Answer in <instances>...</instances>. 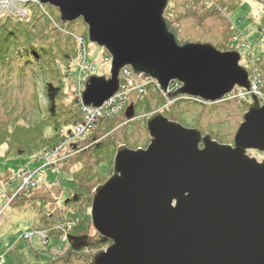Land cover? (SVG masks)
Returning <instances> with one entry per match:
<instances>
[{"label":"water","instance_id":"water-1","mask_svg":"<svg viewBox=\"0 0 264 264\" xmlns=\"http://www.w3.org/2000/svg\"><path fill=\"white\" fill-rule=\"evenodd\" d=\"M36 1L56 8L61 24L81 18L89 42L110 56L109 78H85L84 108L117 94L125 67L156 82L170 103L250 91L238 51L179 39L164 15L169 0ZM171 82L180 87L169 91ZM250 100L232 145L160 111L147 117L146 148L119 146L111 176L91 192V226L110 241L91 264H264V160L247 154L264 152V104ZM124 115L134 118L133 104Z\"/></svg>","mask_w":264,"mask_h":264},{"label":"rangeland","instance_id":"rangeland-1","mask_svg":"<svg viewBox=\"0 0 264 264\" xmlns=\"http://www.w3.org/2000/svg\"><path fill=\"white\" fill-rule=\"evenodd\" d=\"M35 2L20 4L27 12L23 19L12 14L15 12L0 8V87L4 88L6 83L9 86L0 95L5 99L4 109H0V254L4 257L0 264H91L93 256L108 246L86 250L82 255L70 253L65 262L67 243L50 239L47 244L43 239L40 242L34 238L33 249L31 240L23 235L40 229L47 212L71 221L73 235L91 226L90 217L75 212V203L65 204V201L73 195H89L91 205V192L112 174L116 149L121 145L129 149L146 148L149 143L147 117L160 111L168 118L166 112L170 107L163 109L167 102L164 95L155 82L144 79L142 82L150 84L145 87L143 99L134 92L129 94L128 104L133 103L136 119L125 121L121 113L98 123L89 139L77 146L79 153L74 154L75 150L66 154L68 145L63 146L61 155L57 153L59 160L70 157L61 171L42 168L47 155L44 152L50 154L52 146L63 143V136L68 135L67 129L72 126L70 123L80 114L74 106L73 92L82 89L89 75L109 78L110 56L105 49L89 42L87 26L81 18L61 24L56 8ZM164 15L179 26L181 40L210 43L221 51H238L239 63L249 76L253 70L262 76L258 82L261 94L256 96L264 104V0H169ZM83 58L89 67L83 65ZM9 69L16 72L7 75ZM49 78L62 87L53 116L46 109L44 95V83ZM21 84L24 87L19 90L17 85ZM240 92L248 91L234 88L230 99L227 95L216 103L190 104L189 100L180 103L176 109L187 123L182 125L198 128L218 143L232 145L251 101L250 95L242 101ZM110 131L112 134L107 136ZM92 138L97 139L95 143ZM43 153L44 157L40 158ZM247 154L258 162L264 160V152L249 150ZM26 167L41 168L34 174L38 185L32 194L9 202L19 183L17 175ZM81 205L87 211L85 199ZM61 208L66 210L63 214L58 212ZM89 230L92 235L96 233L92 227ZM9 242H14L15 248L8 249ZM53 249L61 254L53 255Z\"/></svg>","mask_w":264,"mask_h":264},{"label":"trees","instance_id":"trees-1","mask_svg":"<svg viewBox=\"0 0 264 264\" xmlns=\"http://www.w3.org/2000/svg\"><path fill=\"white\" fill-rule=\"evenodd\" d=\"M29 17V15L27 16ZM22 19L23 18H26V17H21ZM231 39V37H230ZM229 49H232V47H230ZM88 65V64H87ZM86 65V66H87ZM12 72H16L14 69H9V71L7 70V75H11ZM58 82V81H57ZM59 83V82H58ZM24 84V82H23ZM23 84L21 85H17L18 89L19 90H22L23 89ZM35 86H37L36 82L33 84V87H32V90L35 92ZM44 95H45V99L47 100V111L50 112L53 116L55 115V108H56V101H57V98L59 96V94L61 93V90H62V87L61 85H55L53 84L52 80H50V78L47 80V82L44 83ZM9 88L8 86V83H6L5 87L4 88H1L0 87V95ZM3 90V91H2ZM81 91V89H80ZM80 91L78 90L76 93L73 92L74 94V106L75 107H78L79 109V115L76 117V119H74L70 124H72V126L67 129V133L68 135L67 136H63V143L61 144H57V145H54L52 146V152H50V154H48L47 151H45L44 153L48 155L49 157V160L50 161H54L53 162V165L50 166V168H48L49 170H55L57 169L58 171H61V168H62V165H64V163H66L70 157L68 156H65L63 160H59L58 157H57V153L58 154H61L62 152V148L64 145H68V151H64L65 153L66 152H75V150H77V146L79 144H81L80 142H85L89 139V136H91L95 131H96V125L100 122H104V121H107V120H110L112 118H101L99 121H97V123H95L94 127L88 131H86L82 136H77L75 139H74V127L79 124V123H82L83 122V112H82V105H81V102H80ZM133 93V92H132ZM135 93V92H134ZM35 95V93H34ZM33 95V96H34ZM36 97V95H35ZM182 99V100H181ZM187 100L189 99H185L184 97H181V98H178L177 100H175L173 103H170L167 105V102H165V104L163 105V109H165L166 107H170L169 108V112L167 111L166 114L168 115V119L172 120V121H176L178 123H180L182 125V123H185V120L183 118V115L181 114V112L178 111V109H176V106L177 108H179V104L180 103H183V102H187ZM5 99H1L0 98V109L3 108V105L5 104ZM190 104H193V102L195 101H192V100H189ZM192 101V102H191ZM243 101V99H242ZM241 102V101H240ZM199 103V102H198ZM196 104V103H194ZM203 104V103H202ZM125 109L126 107L124 108V110L121 112V113H125ZM162 109V110H163ZM176 109V110H175ZM120 113V114H121ZM135 113V112H134ZM119 115V114H118ZM117 115V116H118ZM135 116V115H134ZM116 117V116H115ZM166 117V116H165ZM136 119V118H135ZM127 121V120H125ZM69 124V125H70ZM86 134H89L84 140H83V137L86 135ZM111 131L109 133H107L106 135L109 136L111 135ZM93 139V138H92ZM96 138L93 139V142L95 143L96 142ZM101 145V143L99 144H95V146H99ZM78 153L80 152L79 150H77ZM44 153L42 154V157H44ZM55 154V155H54ZM67 154V153H66ZM63 162V163H62ZM47 169V170H48ZM38 171L40 172L41 168H36L32 171ZM22 171V170H21ZM56 173V172H55ZM33 192V189H31L30 191L26 192V194H32ZM14 193H12L13 195ZM11 195V196H12ZM25 195L24 193L22 194V196ZM88 196L87 197H81L79 195H73L70 199H67L65 201V204H68V203H75V212H79L81 213L82 215H87L88 217L89 216V212H90V203L88 202ZM18 197H21L20 195ZM16 197V198H18ZM85 199L86 200V203L88 205L87 207V211L83 210V206L81 205L82 204V200ZM81 207V208H80ZM81 209V210H80ZM59 210V209H58ZM66 211V210H65ZM48 216H46L45 218H52L51 217V213H47ZM67 219L63 218L62 221L60 219V221H58L57 223H55L56 225L60 224L61 222H65ZM52 219H50V223L52 224ZM69 221V220H67ZM66 221V223H67ZM71 222V221H69ZM66 223H63V226L66 224ZM72 223V222H71ZM54 224V226H55ZM90 227L92 226H88L86 229H83L79 232V234H76V235H73V234H70L68 233L67 235V250H66V258L63 257V259H66L65 262H67V258H70L71 254L72 253L74 256L76 255H82V253L86 250H89V249H92V248H95V247H98L100 249V247H107L109 244H110V241L104 239L103 237L99 236L97 233L95 234H91L90 233ZM72 228V227H71ZM93 229V228H92ZM94 230V229H93ZM96 238V239H95ZM68 254V255H67ZM62 259V260H63ZM38 264V263H36ZM48 264H56L55 262H51V263H48Z\"/></svg>","mask_w":264,"mask_h":264},{"label":"built area","instance_id":"built-area-1","mask_svg":"<svg viewBox=\"0 0 264 264\" xmlns=\"http://www.w3.org/2000/svg\"><path fill=\"white\" fill-rule=\"evenodd\" d=\"M24 0H1L0 1V8L4 9L7 12H15L12 14H17L19 17H25L27 12L22 9L20 6L21 3H25ZM37 3V2H35ZM83 41L79 40V45L82 46ZM83 56L85 53L82 51ZM85 59L83 58V61ZM108 61V58L105 59ZM84 66L87 65V63L84 61ZM89 67V65H87ZM120 86L119 91L117 94H115L113 97L108 99L106 102L103 103V105L100 108L92 109V108H84L82 107L83 112V122L77 124L74 127V139L77 136H82L86 131L92 129L101 118H112L120 114L124 108L126 107L128 100H129V94L132 92H135L136 95L141 99L143 97V94L145 93V86L147 83L142 82L141 75H135L133 71L129 67H125L121 69L120 71ZM250 79V91L246 93L240 92V99H244L248 97L251 93L255 95H260L258 89V82L262 81V76L258 73L256 74V71H252L251 76H249ZM180 84L176 82H172L169 86L170 91L176 90ZM80 91V90H79ZM257 95V96H258ZM246 96V97H245ZM230 99V94H228V98ZM198 102H201L200 100H196ZM54 161H50L48 155H45L44 157V164L42 168H50V166L53 165ZM38 172L30 170L28 167L23 169L18 175L17 179L19 181L16 190L12 197L9 199V202H12L16 197L19 195H22L23 193H26L33 189L36 186V182L34 180V174ZM2 217V211H0V219ZM70 227V224H65L61 228H59L62 233V241L66 240V229ZM34 235L40 236L44 241H46V236L43 232H33V233H26L24 234L25 239H32Z\"/></svg>","mask_w":264,"mask_h":264},{"label":"crops","instance_id":"crops-1","mask_svg":"<svg viewBox=\"0 0 264 264\" xmlns=\"http://www.w3.org/2000/svg\"><path fill=\"white\" fill-rule=\"evenodd\" d=\"M76 153H78L77 151L74 153V154H76ZM61 155V154H60ZM38 185V184H37ZM29 195V194H28ZM57 201H58V205H60V199L58 198L57 199ZM58 212H62V214H63V212H65V210L64 209H59L58 210ZM48 213V212H47ZM46 213V214H47ZM61 214V215H62ZM52 218H50V219H52V224L50 223V219H46V220H44L43 221V224L42 225H40V229H38L39 231H44L46 234H47V237H48V241H47V244H48V242L50 241V239H58L59 240V232L57 231V230H55L54 229V227L56 226V224L55 223H57L58 221H60V219H61V216H59V214L57 215V216H55V215H53L52 214V216H51ZM4 219V218H3ZM5 220V219H4ZM62 221V220H61ZM54 224H55V226H54ZM70 233H71V231H70ZM34 238H37V240L38 241H40L41 240V238L40 237H37V236H34ZM34 238H32L31 239V241L29 242V244L30 245H32V248H33V246L35 245L34 244ZM41 242V241H40ZM44 243V242H43ZM12 248H15V243L14 242H9V245H8V249H12ZM67 248V247H66ZM65 248V249H66ZM34 249V248H33ZM65 249H64V251H65ZM11 250H9L8 252H10ZM35 252V251H34ZM60 254H61V252H60ZM60 254H58V252H56L54 249H53V255H55V256H58V255H60ZM3 256L0 254V260L1 261H3Z\"/></svg>","mask_w":264,"mask_h":264}]
</instances>
